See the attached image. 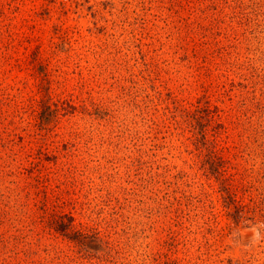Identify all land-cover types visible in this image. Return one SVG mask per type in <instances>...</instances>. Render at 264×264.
<instances>
[{"label":"rangeland","instance_id":"rangeland-1","mask_svg":"<svg viewBox=\"0 0 264 264\" xmlns=\"http://www.w3.org/2000/svg\"><path fill=\"white\" fill-rule=\"evenodd\" d=\"M0 264H264V0H0Z\"/></svg>","mask_w":264,"mask_h":264},{"label":"trees","instance_id":"trees-1","mask_svg":"<svg viewBox=\"0 0 264 264\" xmlns=\"http://www.w3.org/2000/svg\"><path fill=\"white\" fill-rule=\"evenodd\" d=\"M66 227V226H65Z\"/></svg>","mask_w":264,"mask_h":264}]
</instances>
